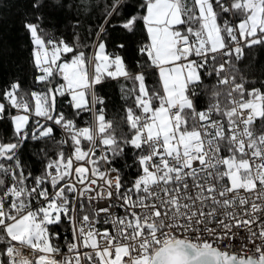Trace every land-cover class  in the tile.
<instances>
[{
    "label": "snow or ice",
    "instance_id": "snow-or-ice-1",
    "mask_svg": "<svg viewBox=\"0 0 264 264\" xmlns=\"http://www.w3.org/2000/svg\"><path fill=\"white\" fill-rule=\"evenodd\" d=\"M22 24L0 264H264V0H27Z\"/></svg>",
    "mask_w": 264,
    "mask_h": 264
},
{
    "label": "trees",
    "instance_id": "trees-1",
    "mask_svg": "<svg viewBox=\"0 0 264 264\" xmlns=\"http://www.w3.org/2000/svg\"><path fill=\"white\" fill-rule=\"evenodd\" d=\"M26 3L27 0H0V84L12 77L31 78L30 45L22 24ZM68 20L66 14L53 10L45 23L58 24L63 30Z\"/></svg>",
    "mask_w": 264,
    "mask_h": 264
}]
</instances>
